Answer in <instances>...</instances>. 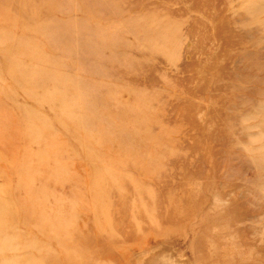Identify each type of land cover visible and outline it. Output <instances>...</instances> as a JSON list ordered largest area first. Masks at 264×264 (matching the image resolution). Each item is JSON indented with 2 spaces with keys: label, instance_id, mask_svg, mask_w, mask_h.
Listing matches in <instances>:
<instances>
[{
  "label": "rangeland",
  "instance_id": "obj_1",
  "mask_svg": "<svg viewBox=\"0 0 264 264\" xmlns=\"http://www.w3.org/2000/svg\"><path fill=\"white\" fill-rule=\"evenodd\" d=\"M1 208L0 264H264V0H0Z\"/></svg>",
  "mask_w": 264,
  "mask_h": 264
},
{
  "label": "bare ground",
  "instance_id": "obj_2",
  "mask_svg": "<svg viewBox=\"0 0 264 264\" xmlns=\"http://www.w3.org/2000/svg\"><path fill=\"white\" fill-rule=\"evenodd\" d=\"M11 71H13V69H11ZM13 212L14 210L11 212H8V214L10 215ZM108 213L109 212H107V210H105V208L103 207H101V209L99 210V214L102 215L103 220L105 221L107 220V216L109 217ZM3 215H7V211L4 212V210L1 208L0 209V225H3ZM65 226H64L65 227L64 237L59 239V236H58L55 239V241L60 245V249L56 251L51 249V251L49 252V263L50 264H95V258L93 256V252L91 249H89L91 248L90 243H93L92 241H94L95 243V240H93L92 234L89 233L90 238L88 241H86V243H84L82 239L75 238V236H78L81 238L83 234L82 232L80 231L76 232L75 229H71V227H74V226H70L67 224ZM60 228H63V227H60ZM57 235H58V231H57ZM110 237H115L114 233L109 232L107 234L106 238L103 240L104 241L103 243L105 245H107V242L112 241ZM94 239H95V236H94ZM100 240L102 239L100 238ZM102 247H103L102 245L99 246L98 244H96L95 251L100 256V258L102 255L101 253L105 252V250H103ZM83 248L87 249V251L85 250L84 252ZM165 248H167V245ZM148 259L149 260L147 261L145 260V262H143L142 264H176L177 263L171 254H168L167 252L164 253L163 251L162 252L153 251V253H151V255L148 256Z\"/></svg>",
  "mask_w": 264,
  "mask_h": 264
}]
</instances>
